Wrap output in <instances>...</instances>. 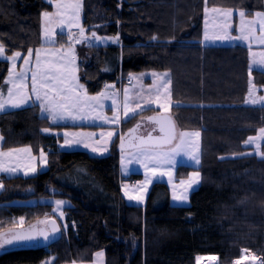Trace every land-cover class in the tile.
Masks as SVG:
<instances>
[{"label": "trees", "instance_id": "trees-1", "mask_svg": "<svg viewBox=\"0 0 264 264\" xmlns=\"http://www.w3.org/2000/svg\"><path fill=\"white\" fill-rule=\"evenodd\" d=\"M207 7L253 15L264 11V0H83L86 33L117 40L77 44L81 81L91 94L122 76L170 73L172 115L182 130L202 134L201 165H180L177 173L202 174L191 204L172 205L164 182L153 186L145 205L129 202L121 188L118 139L105 156L61 150L60 137L42 130L76 126L53 124L38 106L9 111L0 115L4 146L43 149L48 168L2 179L0 230L15 228L19 218L48 217L59 221L62 237L46 248L6 249L0 264L91 261L99 250L106 264H196L204 255L234 264L244 252L264 264V157L244 143L264 128V106L246 102L250 81L259 93L264 89V71L252 68L249 75L247 46L203 43ZM51 9L46 0H0V43L9 55L42 46L43 13ZM8 69V60H0V87ZM154 112L126 120L124 130ZM261 147L264 152V141ZM31 198L39 201L15 203ZM56 199L71 201L64 220L54 211Z\"/></svg>", "mask_w": 264, "mask_h": 264}, {"label": "snow or ice", "instance_id": "snow-or-ice-1", "mask_svg": "<svg viewBox=\"0 0 264 264\" xmlns=\"http://www.w3.org/2000/svg\"><path fill=\"white\" fill-rule=\"evenodd\" d=\"M81 0H74V2L66 3L64 0H56L55 11L43 13L45 24H51L54 27H44L43 36L45 43H55L52 37L55 35V27H59L63 32L65 28L68 30V40L71 44H79L84 41H88L89 37L85 35V29L80 24V12H81ZM212 12L220 13L224 17L230 18L233 16L232 9H218L212 8ZM238 16L240 18L239 35L231 36L227 31L224 34H215L209 36L205 33V41H224V40H240L249 41V47L251 42H255L258 45H264V12L255 13L254 19H246V12L238 10ZM76 27L78 32H72L71 28ZM225 29L231 27L230 23H225ZM257 29L260 35H257ZM92 39H99L96 37V33L91 34ZM153 39H156L153 37ZM43 48L27 49L26 55L21 52H14L12 55H5V46L0 43V57H3L11 61V70L8 72V78L4 81L7 87H0V113H5L9 109L21 108L25 105L38 106L43 114H46V118L50 119L53 124H58L61 121L71 120L75 121H95L102 120L104 123H120V117L114 116L109 119L107 116L100 114L93 115L97 109L101 111L105 107L103 101L111 100L112 107H117L115 96L116 93L105 94L99 93L96 96H89L84 85L79 82V77L76 75V57L74 54V48L69 47L71 55L62 53L60 49H57L55 53L44 52V59L41 58ZM253 61L250 65L249 75L253 66L257 69L264 71V51L259 54V59H256L257 54L252 53ZM23 56V58H22ZM55 57V59H49V57ZM22 62V67L19 71L16 70L17 62ZM152 83L145 90L141 87L136 99L128 95L127 90H124L122 97L123 114L125 118H134L136 115L141 114L144 110H151L153 106L159 108L161 111L167 113L172 106L170 84L171 78L169 73H151ZM143 79L141 77L130 76L129 80ZM250 88L248 90L249 99L246 101L249 104L256 105L261 104L264 106V95L256 98V86L250 81ZM108 87V86H106ZM114 88V86H111ZM134 105V106H133ZM180 105H177L179 107ZM132 114L131 116L129 114ZM149 122L154 124L152 131L159 132V135L152 136L151 132L146 137L140 138L139 143L133 145L136 152L135 156L138 162H142L144 168L150 175H147L143 188L146 190L147 185L151 184L153 179L167 177L168 182L172 185L174 201L187 202L188 192L192 189L193 185L199 183L200 173L194 171L191 173L187 180H180L179 185L172 181V167L176 163V157L180 155L188 156L196 165L200 164V157L198 155V145L195 150H191L192 141L189 137L200 136L199 132H180L177 134L175 131V124L170 116H161L158 112L155 116L147 117ZM140 125L137 124L136 128ZM42 131L48 132L49 129H43ZM130 131H135L132 129ZM259 135L249 137L244 143L246 145H255L259 155L264 157V152H260V142L264 141V128H260ZM112 137L115 133L109 131L107 133H100L99 139H103L104 136ZM80 136L94 139L95 143H99L96 133H63L64 145L71 147L73 144L82 145L84 148H91L92 152L98 151L97 147H93L85 140H71L70 137ZM120 147L123 149V137H120ZM4 140V137L0 135V142ZM63 147V145H62ZM27 153L31 160H35L36 157L32 156L31 147L24 148H9L4 151L0 148V172L3 173H16L20 171L19 165L10 167L8 165L9 159L17 158L18 154ZM39 157L43 164H47V155L43 149L39 150ZM223 159V157H221ZM27 171L24 172L28 175L29 172L34 173L36 167L33 164L27 165ZM181 188L182 191L177 192V188ZM127 189L128 186L124 185ZM3 189V184L0 183V190ZM140 190V186L137 187ZM124 195L129 200L143 201V196H131L125 190ZM65 201H55V212L59 213L60 218L64 216L62 206L65 205ZM41 223H51L52 230L51 235L54 237L61 231L60 226L56 224V220H49L47 217ZM20 225H23V218L19 221ZM66 228L67 225L65 224ZM44 240L49 239V234L41 232L40 234ZM36 239L35 236L25 231H15L13 228L8 229L6 232H0V250L5 249V246H21L25 243H30ZM95 256L99 259L103 257V252H97ZM73 264H76L73 261Z\"/></svg>", "mask_w": 264, "mask_h": 264}, {"label": "rangeland", "instance_id": "rangeland-1", "mask_svg": "<svg viewBox=\"0 0 264 264\" xmlns=\"http://www.w3.org/2000/svg\"><path fill=\"white\" fill-rule=\"evenodd\" d=\"M67 2L70 3V2H74V1H67ZM55 3H56V0H52V4H53L54 7H55ZM81 5H82L81 10H82L83 9V0H81ZM210 8L211 7H207L206 8V10H209V11H208L207 14H204V21H205V15H206V22H210L213 26H215L216 24L217 25L222 24L224 18H226V17H224L220 13L212 12ZM206 10H205V12H206ZM46 11L51 12L52 10H46ZM82 17H83L82 16V12H80V24L84 28V26H83V18ZM235 23H236L235 19H234L232 24L230 23L231 24L230 30L232 32H234L235 29H236V24ZM72 29H76L77 31H75V32H78V29L76 27H73ZM85 35L88 36V37H91V39H92V36L88 35L86 33V31H85ZM96 37H98V36L96 35ZM98 38L99 39H92L93 44L94 43L95 44L96 43H114L117 40V38H115V37H103V38L98 37ZM219 43L222 44V43H231V42H230V40H224V41H219ZM262 46H264V45H259V47H262ZM72 48H74L75 57L77 56L79 58V51L77 49V45L73 44ZM262 51H264V48H259L256 51H254V53L257 54L256 59H259V54ZM52 52H55V51H52ZM63 52H65L69 56L71 55V53L69 52V47H66ZM77 57H76V60H77ZM252 61H253V55H252ZM79 63H80V60H78V65H79ZM78 65H77V67L79 68ZM253 67H255V66H253ZM167 73H169V72H167ZM144 75L145 76H143V75L138 76V77L143 76V79H135V81L133 80L134 81V85L133 86L130 85L127 88L124 89V90H127L128 95L130 97H132L133 100L136 99L137 92H138V90L141 87H143L145 90H147V88L152 83V82L151 83H147L149 80L152 81V79H153L152 76L149 75V74L148 75L144 74ZM169 75H170V73H169ZM252 83H253V81H252ZM256 89H257L256 98H258L260 96V93H259L260 89L257 88V87H256ZM170 91H171V84H170ZM122 97H123V93H121L119 91L118 92L116 91L115 100H116L117 107H115V108L112 107V101L111 100H104L103 103H104L105 107L103 108V110L101 111L100 109H97L96 112L93 113V115L100 114V115H103V116H107L109 119H112L114 116H119L120 117V121H121L122 115H124L123 114V110L120 107L121 104H122ZM171 101H172V106H173L174 102L172 100V95H171ZM249 105H252V104H249ZM153 107H155V106H153ZM171 107H170V109H171ZM129 115H131V114H129ZM124 119L126 120L128 118H124ZM95 121H102V120H95ZM106 125H109V126L105 127L104 129L102 128L99 131H94L92 128H87V127H83V126L78 127V129H72L71 131H67L68 133H96L97 137L95 139H98L99 143H95L94 139L88 138V137L73 136V137L69 138V139H71L73 141L80 140V139L85 140V142L89 143L93 147H97L98 151H96V152H92L91 148H84L82 145H77V144H73L71 147H69L68 145H64V140L61 142V144L63 146H65V147H67V149H74V148L83 149V150L85 149V150H88V152H90L92 154H95V155L108 154L112 150L113 143L115 142V140H117L116 139V135L118 133V130H117L118 124L106 123ZM109 131L115 133V135H113L112 137H108V136L105 135L103 139H99V134L100 133H107ZM181 132L193 133V132H199V131H197V130L196 131L181 130ZM201 135L202 134L200 133V136H199L198 139L196 137H194V136L193 137H189V139L193 142L192 145H191V150H195L197 145H198V148H199L198 155L200 157V164L199 165H196L186 155L182 154V155L176 157V163L174 164V166L172 167L171 170H172V181L177 183V185H179V181L180 180H182V179L183 180H187L190 177L191 173L194 172V171H192L187 176L182 177V178H178L177 173H178V168H179L180 165H187V166H192V167H195V168H198L201 165V158H202V139H201ZM262 142L263 141L260 142L261 145H262ZM119 145H120V143H119ZM259 151L263 152L262 147H260ZM135 152H136V149L131 150V151H124L122 153V156H121V174H122V183H123V185H127L128 186L127 189L124 188V191L126 190L129 193V195H131V196H143V201L135 200L136 203H138V204H146L153 186L156 183H158V182H164V183H166L168 185V187L170 189V194H171L170 203L172 205L188 206V205L191 204V195L197 188H199V186L201 185V182H202V174H201L200 171H199V173H200L199 183L196 184V185H193L192 189L189 190V192H188V201L187 202L174 201L173 198H172V195H173L172 185L168 182V178L167 177L153 179L152 183L147 185L146 190H144L143 182H144L146 176L150 175V173H148L146 171V169L144 168V165H143L142 162H138L137 161L136 156H135ZM256 153L258 154L257 149H256ZM195 171H198V170H195ZM137 174L139 175V177H138V179L135 180L134 179V175H137ZM138 186H140V190H137ZM180 191H182V189L178 187L177 188V192L179 193ZM57 200H61V199H56V201ZM38 201H39V199H37V198H31V199L26 200V201L25 200L24 201H16L15 203L22 202L23 204H36V202H38ZM63 201L66 202L65 205L62 206V211L64 212L65 207L67 205H70L71 201L70 200H63ZM130 201L133 202V200H130ZM55 209H56V204H55ZM56 214H57L58 217H60L58 212H56ZM45 218L46 217H42L39 220H37L40 225L47 224V223H41V221H44ZM64 218H65V214H64V216L61 219L64 220ZM20 219L21 218L15 220L14 226L23 227V226H26V225L34 222V221L27 222V220L25 218H23V225H20L19 224ZM0 232H2V230H0ZM97 252H103V257L98 259L95 256V254ZM97 252L94 254L93 259L91 261H75L76 264H106L105 251L104 250H99ZM53 260H54V257H49L41 264H51L53 262ZM68 264H73V261L68 263ZM196 264H220V263H219V260L214 261L212 259L210 260L207 257V259H204V260H200V258H198ZM234 264H262V260H260L259 257L255 256L254 254H250V253L244 252L242 254V257L239 258L238 260H236L234 262Z\"/></svg>", "mask_w": 264, "mask_h": 264}, {"label": "crops", "instance_id": "crops-1", "mask_svg": "<svg viewBox=\"0 0 264 264\" xmlns=\"http://www.w3.org/2000/svg\"><path fill=\"white\" fill-rule=\"evenodd\" d=\"M48 3H50L51 5H52V11L51 12H54L55 11V7L53 6V4H52V0H46ZM67 1H74V0H64V2H66V3H68ZM55 2V1H54ZM71 3V2H70ZM212 8H217V7H211L210 9H212ZM218 9H222V10H226L227 8H218ZM233 10V9H232ZM208 11L209 10H206V12H205V14H207L208 13ZM81 12H82V16H83V9L81 10ZM258 12H264V11H258ZM257 13V12H256ZM83 18V17H82ZM246 19H254L255 18V13L253 14V15H248L247 13H246V17H245ZM234 19L236 20V29H235V31L234 32H232L231 30H230V28H228V29H225V27H224V25H225V23H233V21H234ZM239 25H240V18H239V16H238V11L237 10H233V16L230 18V20L228 19V18H224V20H223V22H222V24H220V25H215V26H213L210 22H206V15H205V21H204V29H203V39H202V41H203V43L205 44V45H243V46H247L249 49H250V65H252V53H254V51H256L257 49H259V48H264V46H262V47H259V45L258 44H256L255 42H251V46L249 47V44H250V42L249 41H240V40H235V39H233V40H230V42L231 43H219V41H205V39H204V36H205V33H207L209 36H212V35H215V34H224V32L225 31H227L231 36H233V37H235V36H238L239 35V31H238V29H239ZM49 27L50 29H52L54 26L53 25H51V24H48V25H46L45 24V21H44V18H43V25H42V46L41 47H39V48H43V52H42V55H41V58L42 59H44L45 57H44V52H48V53H55L56 51H57V49H60L61 50V52L62 53H65V52H63L64 51V49L66 48V47H72V45L73 44H71L70 45V42L69 41H67L66 40V37H68V30H67V28H65V30L62 32L61 31V29L59 28V27H55V35L52 37V39L55 41V43H45V38H44V36H43V29H44V27ZM73 28V27H72ZM71 28V31L72 32H75V31H77L76 29H72ZM256 34L257 35H260V32H259V30L257 29V32H256ZM6 49V48H5ZM36 49H38V48H36ZM34 51H35V49H33ZM52 51H55V52H52ZM15 52H17V51H15ZM19 52H21L23 55H26L25 53H23L22 51H19ZM66 54V53H65ZM5 55L7 56V55H9L8 53H7V50H6V53H5ZM77 57V56H76ZM22 58H23V56H22ZM49 59H55V57H49ZM0 60H7V59H5V58H3V57H0ZM78 60H79V58L77 57V60H76V67H77V65H78ZM8 62H9V69H8V72L11 70V61H9L8 60ZM79 66V65H78ZM21 67H22V62L21 61H18L17 62V65H16V70L17 71H19L20 69H21ZM253 68H255V69H257L256 67H253ZM259 70V69H258ZM151 73H153V71H146V72H142V73H136V74H131V75H129L128 77H121V79L119 80V81H117V82H112V83H106L105 84V86H104V88H103V90L101 91V92H104L106 95L107 94H111L112 92H115L116 93V91L118 92H121V93H123L124 92V89L125 88H127L128 86H133L134 85V81H135V79H134V81L133 80H129V77L130 76H136V77H138V76H140V75H143V76H145L144 74H151ZM155 73H158V72H155ZM76 75L79 77V82L81 83V84H83L84 85V87H85V89L87 90V94L89 95V96H96V95H98L99 93H97V94H91V93H89V91H88V89H87V87H86V85L81 81V77H80V72H79V68L77 67V73H76ZM8 78V73H7V75H6V78H5V80ZM146 81V80H145ZM152 81H148L147 83H151ZM106 86H108V87H106ZM111 86H114V88H112ZM5 87H7V86H5ZM100 92V93H101ZM262 95H264V89L262 90V92H260V96H262ZM248 99H249V97H248ZM247 99V100H248ZM248 104V103H247ZM122 105V104H121ZM256 105H260L261 106V104H256ZM30 106H33V105H31V104H29V105H25V106H23V107H21V108H17V109H9L7 112H9V111H15V110H19V109H23V108H26V107H30ZM134 106V105H133ZM173 107V106H172ZM172 107H171V109L167 112V114H172ZM122 108V107H121ZM152 108H154L155 109V112L154 113H152V115H156L158 112L160 113V114H165V112H163V111H161L159 108H156V107H152ZM122 111V110H121ZM6 113V112H5ZM3 113H0V115H2ZM42 114V113H41ZM131 114V113H130ZM132 115V114H131ZM130 115V116H131ZM151 115V116H152ZM43 116H45L46 117V114H43ZM125 117H124V115H122V119H121V121H120V123L118 124V126H117V130H118V133H117V135H116V139H118V141H119V143L121 144V139H120V137H124V135L127 133L125 130H124V128H123V124H124V122L126 121V120H129V119H124ZM50 120V119H49ZM176 120V119H175ZM51 121V120H50ZM145 122H148V123H150V124H152V127L151 128H149L150 130H152L153 129V127H154V124L152 123V122H149L147 119H145L144 120ZM143 121V122H144ZM177 122V121H176ZM177 124H178V122H177ZM55 125H70V126H76V127H68V128H64L63 130L61 129V130H54V129H49V131L48 132H45L46 134H48V135H55V136H58V137H60V142H59V147H60V149L61 150H66V151H72V150H83V149H78V148H74V149H67V147H65V146H63L62 147V144H61V142L64 140V137H63V133H65V132H67V131H71L72 129H78V127H81V126H83V127H87V128H92L94 131H99L100 129H104L105 127H108L109 125H106V123H104L103 121H88V120H85V121H75V122H73V121H71V120H68V121H61V122H59L58 124H55ZM181 128L179 127V124H178V133H180L181 132ZM149 132V131H148ZM200 132V131H199ZM201 133V132H200ZM0 135H2L3 136V134H2V131H1V128H0ZM4 137V136H3ZM4 141H5V138H4V140L2 141V142H0V148H2L4 151H7L9 148H7V147H5L4 146ZM24 147H31L30 145H24V146H19V147H13V148H24ZM31 149H32V156H34V157H36V159L35 160H31L29 157H28V154L27 153H20V154H18V157L17 158H12V159H9V161H8V165L10 166V167H15V166H17V165H19V167H20V171H18V172H16V173H3V172H0V183H2L3 184V182H2V179L3 178H14V177H23V178H25V177H32V176H36L37 174H39L41 171H43V170H46L47 168H48V155H47V153H46V155H47V164L45 165V164H43L42 162H41V160H40V157H39V153H36L35 151H34V149L31 147ZM84 151H87L88 152V150H85L84 149ZM124 151H121L120 150V175H121V188H122V191H123V193L125 192L124 191V185H123V183H122V174H121V156H122V153H123ZM88 153H90V152H88ZM91 155H94V156H105V155H108V154H105V155H95V154H92V153H90ZM29 164H33L35 167H36V171L34 172V173H32V172H29V174L28 175H25L24 174V172L25 171H27L28 169H27V165H29ZM138 177H139V175L137 174V175H134V179L136 180V179H138ZM3 188H4V184H3ZM3 191V189L2 190H0V193ZM127 197V196H126ZM127 199H128V197H127ZM170 199H171V194H170ZM129 200V199H128ZM129 202H131L130 200H129ZM131 203H135V204H138V203H136L135 202V200H133V202H131ZM140 205H145V204H140ZM255 255V254H254ZM256 256V255H255ZM207 257L211 260H214V261H216V260H219V257L218 256H216V255H204V256H199L198 258H202V259H207ZM260 260H262L261 258H259Z\"/></svg>", "mask_w": 264, "mask_h": 264}, {"label": "water", "instance_id": "water-1", "mask_svg": "<svg viewBox=\"0 0 264 264\" xmlns=\"http://www.w3.org/2000/svg\"><path fill=\"white\" fill-rule=\"evenodd\" d=\"M160 115L161 116H170L171 117V119L173 120V122L175 124V131L178 134V124H177L174 116L171 115V114H167V113L160 114ZM152 116H155V115H152ZM133 129H136V126ZM149 132H151L152 136H154V137L159 135L158 130L157 131L150 130ZM149 132H147L146 134H136L135 131H130L129 130L123 137V145H124V147H123V149H121V151L134 150L135 147H133V145L138 144L140 138L146 137ZM52 219H54V218H51L49 220H52ZM56 224L58 226H60L61 231L59 233H57L54 237L51 235V230H52L51 223H47V224L41 226L39 224V222L36 221V222H34V223L30 224V225L24 226V227L14 228L15 231L29 232L31 235L35 236L36 239L34 241L30 242V243H25V244H23L21 246H15V247L7 246V245L6 246L8 248H11V249H22V248H24V249H37L39 247H41V248L49 247V246H51L53 243H55L56 241H58L62 237V228H61L60 223L57 220H56ZM6 231H4V232H6ZM41 232L48 233L49 234V239L48 240H44L42 238V236L40 235ZM1 253H3L2 250L0 251V254Z\"/></svg>", "mask_w": 264, "mask_h": 264}, {"label": "flooded vegetation", "instance_id": "flooded-vegetation-1", "mask_svg": "<svg viewBox=\"0 0 264 264\" xmlns=\"http://www.w3.org/2000/svg\"><path fill=\"white\" fill-rule=\"evenodd\" d=\"M139 125H140V127L135 129L136 134H144L145 132L150 131L149 128L152 127V124L145 122V121L144 122L141 121ZM6 248H7V246H5V249ZM5 249H3L2 251H5Z\"/></svg>", "mask_w": 264, "mask_h": 264}, {"label": "bare ground", "instance_id": "bare-ground-1", "mask_svg": "<svg viewBox=\"0 0 264 264\" xmlns=\"http://www.w3.org/2000/svg\"><path fill=\"white\" fill-rule=\"evenodd\" d=\"M200 260H204V259H201V258H200Z\"/></svg>", "mask_w": 264, "mask_h": 264}, {"label": "built area", "instance_id": "built-area-1", "mask_svg": "<svg viewBox=\"0 0 264 264\" xmlns=\"http://www.w3.org/2000/svg\"><path fill=\"white\" fill-rule=\"evenodd\" d=\"M89 42L91 43L92 41L90 40Z\"/></svg>", "mask_w": 264, "mask_h": 264}]
</instances>
